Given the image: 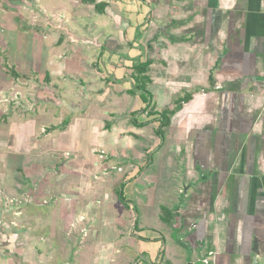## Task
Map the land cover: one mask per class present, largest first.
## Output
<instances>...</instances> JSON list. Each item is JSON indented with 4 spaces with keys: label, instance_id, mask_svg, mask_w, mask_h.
Returning <instances> with one entry per match:
<instances>
[{
    "label": "crops",
    "instance_id": "obj_1",
    "mask_svg": "<svg viewBox=\"0 0 264 264\" xmlns=\"http://www.w3.org/2000/svg\"><path fill=\"white\" fill-rule=\"evenodd\" d=\"M29 221L78 261L264 264V0H0V264L40 260Z\"/></svg>",
    "mask_w": 264,
    "mask_h": 264
},
{
    "label": "rangeland",
    "instance_id": "obj_2",
    "mask_svg": "<svg viewBox=\"0 0 264 264\" xmlns=\"http://www.w3.org/2000/svg\"><path fill=\"white\" fill-rule=\"evenodd\" d=\"M98 155H99V152H98ZM113 167L118 168V166H112L110 168L111 171L117 170V169H114ZM15 175H17V177L21 176L17 172L15 173ZM42 193L43 192H41V194H40L38 192L37 194H39V196H42ZM35 194L36 193H34V195ZM28 195H29V197L27 195L25 197H28V200H30V201H31V198L33 200L32 206L30 205L29 207H36L35 203H38V206L35 208L34 212L39 211V212L48 213V209L51 206L48 203V200L43 199L45 197H43V198H41V200H39L40 198L36 199L33 194L32 195L28 194ZM10 200H8V202H10ZM46 216H48V215H46ZM32 223L35 226V228H34L35 231H33V232H35L38 236L45 237L43 245L38 248L39 254H40V258H39L40 260L38 262L36 260L37 264H93V263L98 264L93 259V257H94L93 252L94 251H93V246H91L90 243L85 245V250H83L81 256L79 255V261L77 260V256L79 253L78 251L81 249V245L83 244L85 239L89 238V235H86L87 232H86L85 228H83L81 233L72 232V231L66 233L67 238H70L71 234L76 236V238L78 239V245L75 246L73 244L65 245V241L63 240L62 237L60 240L57 239L58 243H55L54 240L51 239V236H53V234H54L52 231H50L49 229L48 230H45V229L38 230L36 225H39V224L36 221H29V227L32 225ZM43 226H46L45 228L49 227L48 224H46V223H43ZM63 227H66V224H63ZM72 230H73V228H72ZM105 231L106 230H104V232H102V234L104 233V235H105V234H107V232H110V231H106V232ZM17 238H18V242H20V239L23 237H19L17 235ZM12 243L15 244L14 242H12ZM12 248H14V247H12ZM22 248L26 249V247L24 245L23 246L18 245V246H16V250L13 249V251L11 252L10 250L7 249L3 253L8 252V254H9L8 257L10 259L9 262H11L12 264H31V263L23 262V259H26V258H27V260L31 259V257H30L31 250L28 253H21ZM15 251H17V253ZM23 254H26V255H23ZM120 256L121 255L116 256L115 259L118 258L117 261H120V258H123V257L125 258V256H121V257ZM112 258H113V256H112ZM112 258H111V264H114Z\"/></svg>",
    "mask_w": 264,
    "mask_h": 264
},
{
    "label": "trees",
    "instance_id": "obj_3",
    "mask_svg": "<svg viewBox=\"0 0 264 264\" xmlns=\"http://www.w3.org/2000/svg\"><path fill=\"white\" fill-rule=\"evenodd\" d=\"M147 65H148V63H146V64H145L144 66H142V67H139V68H140L139 71H141V72H146L147 68H146L145 66H147ZM140 89H141L142 94H143V96H144V93L146 92V80H145V78H144V82H142V84L140 85ZM183 101H185V99H183V100H179V102L177 103V107H176L175 109H173V110H167L166 112H164V113L162 114V118H161L162 123H161L160 129L158 130V134H159L160 136H161V135L163 136V130H162V129H163L166 125L169 124V122H170V116L173 115V114H175L176 111L179 110V109L181 108Z\"/></svg>",
    "mask_w": 264,
    "mask_h": 264
},
{
    "label": "built area",
    "instance_id": "obj_4",
    "mask_svg": "<svg viewBox=\"0 0 264 264\" xmlns=\"http://www.w3.org/2000/svg\"><path fill=\"white\" fill-rule=\"evenodd\" d=\"M99 159H100L101 161H104L105 159H108V154H107L105 151L101 150V151L99 152ZM113 168H114V169H117V170H119V171L122 170L120 167H118V168L113 167ZM106 171H108V170H105V172H106ZM10 203H12V204H13V203H18V200H17V199H11V200H10ZM17 214H19V212H17ZM12 224L15 225V226L17 225L15 221H13ZM212 256H214V253H213V252H210V253L208 254V256L205 257V258L203 259L204 264H209V263H210V260H211V258H212Z\"/></svg>",
    "mask_w": 264,
    "mask_h": 264
}]
</instances>
